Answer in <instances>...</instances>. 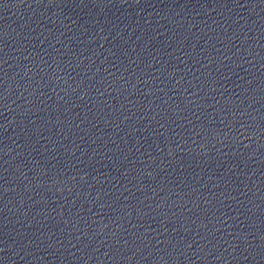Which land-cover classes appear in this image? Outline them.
<instances>
[{"label": "water", "instance_id": "1", "mask_svg": "<svg viewBox=\"0 0 264 264\" xmlns=\"http://www.w3.org/2000/svg\"><path fill=\"white\" fill-rule=\"evenodd\" d=\"M0 264H264V0H0Z\"/></svg>", "mask_w": 264, "mask_h": 264}]
</instances>
